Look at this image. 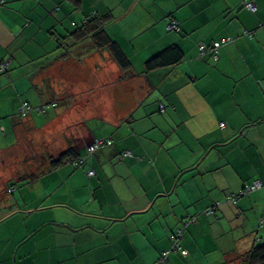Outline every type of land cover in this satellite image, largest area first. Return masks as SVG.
<instances>
[{"label":"crops","instance_id":"crops-1","mask_svg":"<svg viewBox=\"0 0 264 264\" xmlns=\"http://www.w3.org/2000/svg\"><path fill=\"white\" fill-rule=\"evenodd\" d=\"M107 14L129 72L91 39L72 38ZM172 46L182 61L148 71ZM4 62L0 165L30 144L47 160L10 174L1 190L0 264H203L213 230L230 246L207 264H241L262 244L264 228L248 242L246 226L264 218V186L237 204L226 198L264 184V0H0ZM25 103L33 109L21 114ZM97 139L115 144L89 156ZM73 147L85 164L53 169L51 159ZM217 203L218 219L204 215ZM191 216L188 255L163 261Z\"/></svg>","mask_w":264,"mask_h":264},{"label":"trees","instance_id":"trees-1","mask_svg":"<svg viewBox=\"0 0 264 264\" xmlns=\"http://www.w3.org/2000/svg\"><path fill=\"white\" fill-rule=\"evenodd\" d=\"M72 1L76 6H79L81 4V0H70ZM246 7V6H245ZM247 8V7H246ZM250 10V9H249ZM111 17V14H107L106 16H103L101 18H95L92 20L86 21V23L82 27H78L77 29L72 32V38L75 43H80L83 42L87 39H91L92 43L96 46L98 50H107L113 59L116 61V63L120 66V68L124 72H129L131 70L132 64L128 57L125 55L119 44L114 41L106 32L104 29L106 21ZM183 59V52L178 46H172L165 51L161 52L157 56L153 57L151 60H149L146 63V68L148 71L161 68V67H167V66H174L180 63ZM1 65V64H0ZM8 71V70H7ZM6 72V71H5ZM5 72H0V73H5ZM43 107V106H40ZM39 108V107H38ZM225 126V125H224ZM97 140H104V139H97ZM95 140V141H97ZM105 142L111 141V145H105L103 149L99 150L102 151L105 148H111L114 146L115 142L114 140H104ZM98 152V151H97ZM96 152V153H97ZM95 153V154H96ZM94 154V155H95ZM129 155L132 156L131 151H126L123 152L120 155V159H123L124 157H128ZM83 159V162L80 166H74L75 168L77 167H82L85 164V158L81 156V153L78 151L77 148L73 147L68 149L67 151L61 153L56 159H51V167L53 169L60 167L64 164H70L72 161L75 160H80ZM73 166V165H72ZM92 171H89V173ZM88 173V175H89ZM95 176V175H93ZM90 176V177H93ZM257 182L254 181L251 184H247L244 186L238 193L236 194H230L226 199L227 201L231 202L232 204H237L238 201L241 198H244L248 196L249 194L256 192L263 187L256 189V190H247L248 187L253 186V184ZM264 186V184H263ZM235 200V201H233ZM219 207V203L214 204L212 207L208 208L205 210L203 213L206 216H212L218 219L217 216V210ZM195 217L191 216L186 222V226L189 225V223L194 219ZM184 226V228L186 227ZM179 228V230L185 231L187 228L184 229ZM185 233V232H184ZM176 236L175 233H173L172 236ZM173 240L171 238V244L173 245ZM181 246V242L179 243ZM182 248V246H181ZM182 250H186L182 248ZM188 252V251H187ZM183 256V255H182ZM185 257V256H184ZM240 263L241 264H264V243L256 244L254 245L247 253L244 255H241L239 257Z\"/></svg>","mask_w":264,"mask_h":264},{"label":"rangeland","instance_id":"rangeland-1","mask_svg":"<svg viewBox=\"0 0 264 264\" xmlns=\"http://www.w3.org/2000/svg\"><path fill=\"white\" fill-rule=\"evenodd\" d=\"M139 7H141V8H139ZM138 8H139L138 10L143 11V14H144V11H146L142 5H139ZM139 14H141V13L137 12L136 16H139ZM43 119L46 120L47 115H43ZM8 139H9V137L5 138L4 136L0 135V140L6 141ZM24 144H26V143H24ZM22 148H23V149H21L22 153L14 154L9 158V162H8L9 165H7L6 167H3L0 165V194H1V190L3 188H5V186H7L6 181H7V178L10 174L14 178H17V176H19L21 174L30 173L31 170L28 168L29 162L35 161L36 164L44 162L43 160L45 157H44V154L42 153L41 149H39V152H38L37 148L32 147V144L26 145ZM24 150H25V152H24ZM10 155H11V152L5 154V156H7V157H9ZM3 159L4 158L2 156V160ZM0 160H1V157H0ZM45 160H47V158H45ZM184 223L186 224V222H184ZM248 225H249V227L246 226L247 227L246 228L247 229L246 234H248L247 239L249 240V238L252 237L251 241H248V242H252V240H254V238L256 236H257V238L262 237L261 233H259L258 231H260L264 228V218H257V217L255 218L254 215H252L251 217H249ZM178 232H179V228L176 229L174 233L178 234ZM213 232H214V234L212 233L211 236H210V233L205 235L206 246L210 251L206 252V254L201 255V262L203 264H207L208 261H211L212 257L216 256L217 252L219 253V250H221V252L223 253V249L228 248L230 246V245L225 246L226 244H229V243L227 241H224V240L222 241V239L220 238L219 230H213ZM239 235H240V231H239ZM227 236L230 237V234H228ZM184 237H185V233H184ZM216 237H218V240L216 239ZM263 239H264V237H263ZM183 240L184 239H182L180 242H182ZM262 243H264V241Z\"/></svg>","mask_w":264,"mask_h":264},{"label":"built area","instance_id":"built-area-1","mask_svg":"<svg viewBox=\"0 0 264 264\" xmlns=\"http://www.w3.org/2000/svg\"><path fill=\"white\" fill-rule=\"evenodd\" d=\"M245 6L250 9L251 11H255V6L252 4V3H246ZM168 30L170 31H173V30H176L178 28V25L176 23V21H171L168 26H167ZM230 42V39H225L223 40L222 42H215L213 44V48H212V52H216L218 48H220L221 46L227 44ZM208 50V47L204 44H202L200 46V52L201 54H204V52H206ZM215 57V60H217V57L214 55ZM8 67H9V63L8 62H4L0 65V72H5L8 70ZM52 107H56L55 104L52 105ZM32 106L28 103H25L22 105V107L20 108V113L21 114H26L28 112H30L32 110ZM46 108L43 106V107H37L36 110L39 112V113H45ZM222 127H224V124H222ZM105 145H111V141H108V142H105L104 140H97V141H94L88 148H87V153L89 156H92L94 155L97 151L101 150L104 148ZM83 162V159H80V160H75V161H72L71 162V165L73 166H80ZM95 175V172L92 171L89 173V176H93ZM263 187V183L261 181H257L253 184V186L251 187H248V191L249 190H256V189H259ZM235 201V200H233ZM186 226V225H185ZM184 236V231L183 230H179L178 234H176V236H172V240H173V245L171 247V250L170 251H166L163 253L162 255V260L163 261H166L167 258H168V255L171 253V252H179L181 255L183 256H187L188 255V252L187 250H182L181 246H180V239H182V237Z\"/></svg>","mask_w":264,"mask_h":264}]
</instances>
